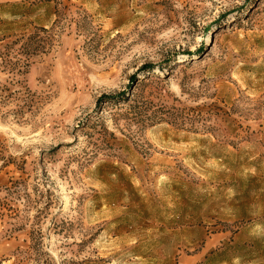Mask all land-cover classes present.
<instances>
[{
    "label": "rangeland",
    "instance_id": "374dc122",
    "mask_svg": "<svg viewBox=\"0 0 264 264\" xmlns=\"http://www.w3.org/2000/svg\"><path fill=\"white\" fill-rule=\"evenodd\" d=\"M0 264H264V0H0Z\"/></svg>",
    "mask_w": 264,
    "mask_h": 264
},
{
    "label": "bare ground",
    "instance_id": "6f19581e",
    "mask_svg": "<svg viewBox=\"0 0 264 264\" xmlns=\"http://www.w3.org/2000/svg\"><path fill=\"white\" fill-rule=\"evenodd\" d=\"M186 56L185 55H183V57H182V59H184ZM155 73H158V70H155Z\"/></svg>",
    "mask_w": 264,
    "mask_h": 264
}]
</instances>
